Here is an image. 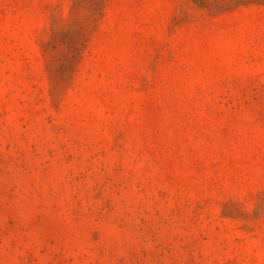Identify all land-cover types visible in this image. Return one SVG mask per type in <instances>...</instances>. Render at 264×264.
<instances>
[{"label": "rangeland", "instance_id": "1", "mask_svg": "<svg viewBox=\"0 0 264 264\" xmlns=\"http://www.w3.org/2000/svg\"><path fill=\"white\" fill-rule=\"evenodd\" d=\"M0 264H264V0H0Z\"/></svg>", "mask_w": 264, "mask_h": 264}]
</instances>
